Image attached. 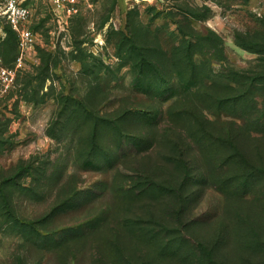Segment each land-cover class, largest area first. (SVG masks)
Masks as SVG:
<instances>
[{
  "label": "rangeland",
  "instance_id": "obj_1",
  "mask_svg": "<svg viewBox=\"0 0 264 264\" xmlns=\"http://www.w3.org/2000/svg\"><path fill=\"white\" fill-rule=\"evenodd\" d=\"M26 2L35 43L0 82V264H264V0ZM181 39L213 80L144 92L143 51L167 73ZM17 56L0 19V65ZM70 100L129 111L121 145L103 131L102 167L82 165L90 128ZM228 135L245 160L207 140Z\"/></svg>",
  "mask_w": 264,
  "mask_h": 264
},
{
  "label": "trees",
  "instance_id": "obj_2",
  "mask_svg": "<svg viewBox=\"0 0 264 264\" xmlns=\"http://www.w3.org/2000/svg\"><path fill=\"white\" fill-rule=\"evenodd\" d=\"M27 3V2H26ZM192 16H198L194 11L189 13ZM177 22V21H176ZM7 23V22H6ZM8 24V23H7ZM8 26L11 28L10 24ZM180 28V27H177ZM11 30L15 33V31L11 28ZM180 30V29H179ZM16 34V33H15ZM194 42L189 39H181L179 40L177 45H173L171 47V53L173 54V59L176 63V66L173 70L168 71L169 74L168 79H172L175 81V85H167V80L165 79V75H168L164 69L160 67V63L153 58H150L144 51H143V91L144 92H154L157 96H167L171 97L176 95L179 91L186 92L192 91L194 88L199 90L207 87V84L213 80L210 73H207L205 68H198L197 62L194 60ZM16 49H17V36H16ZM173 51V52H172ZM205 64H202L200 67H204ZM154 78L151 81L150 76ZM169 96H168V95ZM166 98V97H163ZM74 100V99H72ZM67 103L66 107L72 106V108H76L81 111L82 116L81 122L87 123L90 128V133L88 136L90 150L87 152L85 157L83 158L82 165L83 167H102L101 160H110V156L112 154L106 153V150H103L101 145L100 139L103 134L104 129L109 130L112 132L117 144L121 145L124 140V135L122 132L121 121H123V117L129 113L121 114L119 116H115L112 119H107L106 117L99 116L95 113L92 108H89L87 104H85L82 100H75L72 103ZM232 101V104H235ZM221 104V102L219 103ZM221 105H219L220 107ZM65 107V108H66ZM181 111V110H180ZM194 123H191L188 126L187 135L191 137L196 132L204 133L205 129L202 123V120L199 119L197 115L194 116ZM201 135V134H200ZM194 139V138H193ZM207 140L213 145L216 146H226L230 153L228 154L227 160H245L243 154L239 151L236 142L233 140V136L228 135L224 136H217L211 137ZM99 154L101 156L99 157ZM180 159V156L177 160ZM186 163H182L181 165L184 166L183 169H186ZM259 173V169H256L253 165H248L247 169L244 170L240 176L242 180L246 181L248 178L255 176ZM150 187L161 188L163 190H173L171 186L163 185L151 179L150 177H146V183ZM203 252H205L206 247L202 246ZM206 254L209 256L211 255L210 252L207 250Z\"/></svg>",
  "mask_w": 264,
  "mask_h": 264
},
{
  "label": "built area",
  "instance_id": "obj_3",
  "mask_svg": "<svg viewBox=\"0 0 264 264\" xmlns=\"http://www.w3.org/2000/svg\"><path fill=\"white\" fill-rule=\"evenodd\" d=\"M54 5L61 6L66 13L72 14L78 11L80 0H50ZM31 10L26 0H0V19L10 24L17 36L18 56L14 67L0 65V82L9 85L14 77L23 56L35 43L36 33L28 25Z\"/></svg>",
  "mask_w": 264,
  "mask_h": 264
}]
</instances>
